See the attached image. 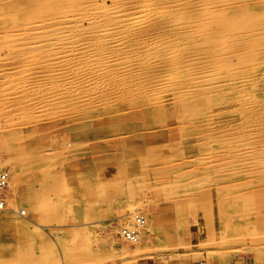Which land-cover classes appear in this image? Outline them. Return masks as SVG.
<instances>
[{
	"label": "rangeland",
	"instance_id": "374dc122",
	"mask_svg": "<svg viewBox=\"0 0 264 264\" xmlns=\"http://www.w3.org/2000/svg\"><path fill=\"white\" fill-rule=\"evenodd\" d=\"M152 1L0 0V264H264V0Z\"/></svg>",
	"mask_w": 264,
	"mask_h": 264
},
{
	"label": "bare ground",
	"instance_id": "6f19581e",
	"mask_svg": "<svg viewBox=\"0 0 264 264\" xmlns=\"http://www.w3.org/2000/svg\"><path fill=\"white\" fill-rule=\"evenodd\" d=\"M11 1H12V0H11ZM139 1H140V0H139ZM151 1H152V0H151ZM183 1H184V0H183ZM185 1H186V0H185ZM191 1H192V0H191ZM74 2H75V1H74ZM124 2H126V1H124ZM143 2H144V1H143ZM152 2H153V1H152ZM27 3H28V2H27ZM121 3H122V2H121ZM121 3H120V4H121ZM85 4H86V3H85ZM122 4H123V3H122ZM1 5H2V3H1ZM22 5L24 6V4H22ZM25 5H26V4H25ZM83 5H84V4H82V6H83ZM148 5H149V4H148ZM180 5H181V4H180ZM180 5H178V6L180 7ZM183 5H184V4H183ZM7 6L13 7V6H11V5H7ZM96 6H97V5H96ZM96 6H95V7H96ZM150 6H151V5H150ZM14 7H15V10H16V6H14ZM18 7H19V6L17 5V8H18ZM20 7H21V6H20ZM108 7H109V6H108ZM122 7H123V6H122ZM143 7H144V6H143ZM149 8H150V7H149ZM6 9H7V8H6ZM8 9H9V8H8ZM10 9H11V8H10ZM24 9H25V8H24ZM203 9H204V8H203ZM15 10H14V12H16ZM20 10H21V9H20ZM88 10H89V8H86L85 10H84V8H82V9H79L78 11H79V15H81V16L87 18V19L90 21V24H91V25L97 27L98 24L102 23V21H105V20H103V18H101V16H102V15L104 16V14H106V6H103V7H102V6L96 7L95 10H92L91 12H87ZM195 10H196V9H195ZM175 11H176V10H175ZM113 12H114V11H113ZM116 12H118V13H122L123 10H122V9H116V10H115V13H116ZM143 12H144V11H143ZM9 13H12V11L9 12ZM12 14H13V13H12ZM12 14H11V15H12ZM21 14H22V11H21ZM108 14H109V13H108ZM135 14H137V13H135ZM16 15H17V14H16ZM110 15H111V13H110ZM124 16H130V15H124ZM23 17H24V16H23ZM122 17H123V16H122ZM81 18H82V17H81ZM133 19H134V18H133ZM130 20H131V19H130ZM50 21H51V20H50ZM125 21H126V20H125ZM29 22H30V21H29ZM42 22H43V21H42ZM44 22H46V20H44ZM56 22H57V21H56ZM75 22H76V21H75ZM122 22H123V21H122ZM38 23H39V22H38ZM46 23H47V22H46ZM57 23H58V22H57ZM77 23H78V22H77ZM131 23H132V22H131ZM26 24L28 25V22H27V23H24V25H26ZM31 24H32V23H31ZM33 24H34V23H33ZM47 24H48V23H47ZM115 24H116V23H115ZM122 24H123V23H122ZM129 24H130V23H129ZM129 24H128V25H129ZM213 24H214V23H213ZM60 25H61V24H60ZM60 25H59V26H60ZM77 25H78V24H77ZM77 25H76V26H77ZM135 25H136V24H135ZM214 25H216V24H214ZM80 26H81V24H80ZM112 26H113V25H112ZM122 26H123V25H122ZM136 26H138V25H136ZM212 26H213V25H212ZM18 27H20V26H18ZM27 27H28V26H27ZM32 27H33V26H32ZM32 27H31V29H32ZM48 27H49V26H48ZM55 27H56V26H55ZM120 27H121V26H120ZM120 27L118 26V28H120ZM134 27H135V26H134ZM192 27H193V26H192ZM5 28H6V27H5ZM41 28H42V27H41ZM112 28H114V27H112ZM118 28H117V29H118ZM187 28H188V27H187ZM21 29H22V30H21ZM21 29H20L21 31L24 30V29H23V25H22V28H21ZM34 29H35V28H34ZM34 29H33V30H34ZM38 29H39V28H37V30H38ZM43 29H44V28H43ZM49 29H50V28H49ZM29 30H30V29H29ZM41 30H42V29H41ZM53 30H54V29H53ZM55 30H56V29H55ZM72 30H74V29H72ZM75 30H76V29H75ZM135 30H136V29H135ZM17 31H18V29H17ZM24 31H25V30H24ZM27 31H28V29H27ZM45 31H46V30H45ZM78 31H79V30H78ZM95 31H97V30L95 29ZM103 31H104V30H103ZM130 31H131V30H130ZM11 32H12V31H11ZM14 32H15V31H14ZM66 32H67V31H66ZM66 32H63V33H66ZM70 32H72V31H70ZM73 32H74V31H73ZM80 32H81V30H80ZM88 32H89V31H88ZM88 32H87V33H88ZM110 32H111V31H110ZM7 33H9V31H8ZM7 33H6V34H7ZM16 33L18 34V32H16ZM19 33H20V32H19ZM25 33H27V32H25ZM46 33H47V32H46ZM49 33H50V32H49ZM57 33H60V32H57ZM92 33H93V32H92ZM101 33H102V32H101ZM120 33H121V32H120ZM0 34H1V33H0ZM3 34H5V33H3ZM43 34H45V33H43ZM82 34H83V33H82ZM99 34H100V33H99ZM13 35H14V34H13ZM19 35H20V34H19ZM23 35H24V34H23ZM102 35H103V34H102ZM117 35H118V34H117ZM160 35H161V34H160ZM167 35H168V34H166V36H167ZM9 36H10V35H9ZM16 36H17V35H16ZM43 36H45V35H43ZM57 36H59V34H58ZM77 36H78V35H77ZM77 36H76V37H77ZM97 36H98V35H97ZM4 37H5V35H4ZM14 37H15V36H14ZM105 37H107V36H105ZM114 37H115V36H114ZM71 38H72V37H71ZM71 38H70V39H71ZM74 38H75V37H74ZM89 38H90V37H89ZM89 38H88V39H89ZM115 38H116V37H115ZM11 39H12V38H11ZM46 39H47V38H45V40H46ZM51 39H52V38H51ZM52 40H53V39H52ZM96 40H97V39H96ZM100 40H101V39H100ZM105 40H106V39H105ZM109 40H110V39H109ZM46 41H47V40H46ZM49 41H50V40H49ZM55 41H56V40H55ZM84 41H85V40H84ZM86 41H87V40H86ZM94 41H95V40H94ZM160 41H161V40H160ZM40 42H41V41H40ZM42 42H44V41L42 40ZM82 42H83V41H82ZM116 42L119 44L120 39L118 38V39L116 40ZM147 42H148V41H147ZM154 42H155V41H154ZM36 43H37V42H36ZM38 43H39V42H38ZM61 43H62V42H61ZM84 43H85V42H84ZM86 43H88V42H86ZM92 43H93V41H92ZM92 43H91V44H92ZM94 43H96V42H94ZM161 43H162V42H161ZM25 44H26V43H25ZM59 44H60V43H59ZM67 44H68V43H67ZM91 44H90V45H91ZM101 44H102V43H101ZM107 44H109V43H107ZM123 44H124V43H123ZM144 44H145V43H144ZM164 44H165V43H164ZM169 44H170V43H169ZM21 45H23V44H21ZM48 45H50V44H48ZM54 45H56V44H54ZM60 45H61V44H60ZM64 45H65V44H64ZM83 45H84V44H83ZM88 45H89V43H88ZM98 45H99V44H98ZM102 45H103V44H102ZM110 45H111V44H110ZM112 45H113V43H112ZM116 45H117V44H116ZM160 45H161V44H160ZM179 45H180V44H179ZM17 46H18V45H17ZM19 46H20V45H19ZM23 46H24V45H23ZM42 46H43V45H42ZM45 46H46V45H45ZM45 46H44V47H45ZM50 46L52 47V45H50ZM93 46H94V45H93ZM114 46H115V45H114ZM146 46H147V45H146ZM15 47H16V46H15ZM55 47H56V46H55ZM68 47H69V46H68ZM72 47H73V46H72ZM89 47H90V46H89ZM89 47H88V48H89ZM108 47H109V46H108ZM141 47H142V46H141ZM148 47H149V46H148ZM46 48H47V47H45V49H46ZM57 48H58V47H57ZM66 48H67V47H66ZM106 48H107V47H106ZM110 48H111V47H110ZM114 48H116V47H114ZM120 48H121V47H120ZM120 48H119V50H121ZM126 48H127V47H126ZM144 48H145V47H144ZM14 49H15V48H14ZM19 49H22V48H19ZM43 49H44V48H43ZM47 49H49V48H47ZM47 49H46V50H47ZM75 49H78V47H76ZM75 49H74V50H75ZM83 49H85V48H83ZM89 49H90V48H89ZM107 49H108V48H107ZM111 49H112V48H111ZM130 49H132V47H131ZM137 49H138V48H137ZM139 49H140V48H139ZM161 49H162V48H161ZM161 49H160V50H161ZM16 50H18V49H16ZM23 50H24V48H23ZM25 50H26V49H25ZM50 50H51V49H50ZM57 50H59V49H57ZM91 50H92V49H91ZM94 50H95V49H94ZM98 50H99V49H98ZM119 50H118V51H119ZM160 50H158V51H160ZM177 50H178V49H177ZM53 51H54V50H53ZM75 51H76V50H75ZM114 51H115V50H114ZM136 51H137V50H136ZM139 51H140V50H139ZM20 52H21V50H20ZM20 52H19V51L16 52L17 55H18V53H20ZM25 52H26V51H25ZM27 52H28V51H27ZM48 52H49V51H48ZM69 52H70V51H69ZM115 52H116V51H115ZM130 52H131V51H130ZM141 52H142V51H141ZM143 52H144V51H143ZM161 52H162V51H161ZM16 53H15V54H16ZM46 53H47V52H46ZM80 53H81V52H80ZM83 53H84V52H83ZM154 53H155V52H154ZM22 54H24V53H22ZM31 54H32V53H31ZM61 54H63V52H62ZM65 54H66V53H65ZM17 55H16V56H17ZM24 55H25V54H24ZM28 55H29V54H28ZM14 56H15V55H14ZM25 56H26V55H25ZM30 56H31V55H30ZM159 56H160V55H159ZM21 57H22V56H21ZM26 57H27V56H26ZM74 57H75V56H74ZM81 57H82V56H81ZM127 57H128V56H127ZM160 57H161V56H160ZM173 57H174V56H173ZM13 58H14V60H16V59H15L16 57H13ZM29 58H30V57H28V59H29ZM38 58H39V57H38ZM60 58H61V57H60ZM63 58H64V57H63ZM175 58H176V57H175ZM18 59H19V58H18ZM18 59H17V60H18ZM26 59H27V58H26ZM26 59H25V60H26ZM28 59H27V62H28ZM67 59H68V58H67ZM67 59H66V60H67ZM72 59H73V58H72ZM74 59H75V58H74ZM91 59H92V58H91ZM152 59H154V58H152ZM160 59H161V58H160ZM14 60H13V61H14ZM19 60H20V59H19ZM19 60H18V61H19ZM31 60H32V59H31ZM35 60H37V59L35 58ZM41 60H42V59H41ZM69 60H70V59H69ZM81 60H82V59H81ZM84 60H85V59H84ZM88 60H89V59H88ZM92 60H93V59H92ZM118 60H119V59H118ZM141 60H143V59H141ZM76 61H77V60H76ZM86 61H87V60H86ZM172 61H173V60H172ZM19 62H20V61H19ZM62 62H63V61H62ZM65 62H66V61H65ZM69 62H70V61H69ZM84 62H85V61H84ZM88 62H89V61H88ZM153 62H154V61H153ZM153 62H151V63H153ZM17 63H18V62H17ZM57 63H58V62H57ZM59 63H61V62H59ZM71 63H74V62H71ZM85 63H86V62H85ZM89 63H90V62H89ZM142 63H144V62H142ZM37 64H39V63H37ZM40 64H41V63H40ZM44 64H45V63H44ZM48 64H50V63L48 62ZM63 64H64V63H63ZM63 64H61V67H63V66H62ZM69 64H70V63H69ZM82 64H84V63H82ZM95 64H96V63H95ZM105 64H106V63H105ZM105 64H104V65H105ZM149 64H150V63H149ZM149 64H148V65H149ZM24 65H25V64H24ZM27 65H28V64H27ZM75 65H76V64H75ZM77 65H78V64H77ZM101 65H102V64H101ZM104 65H103V66H104ZM114 65H116V64H114ZM146 65H147V64H146ZM146 65H145V67H146ZM40 66H41V65H40ZM58 66H60V65H58ZM97 66L100 67V65H97ZM116 66H117V65H116ZM143 66H144V65H143ZM179 66H180V65H178V67H179ZM181 66H183V65H181ZM181 66H180V67H181ZM44 67H45V66H44ZM44 67H42V68H44ZM54 67H55V66H54ZM56 67H57V66H56ZM84 67H85V66H84ZM90 67H91V66H90ZM90 67H88V68H90ZM94 67H95V66H94ZM99 67H98V68H99ZM136 67H137V66H136ZM140 67H141V66H140ZM185 67H186V65H185ZM73 68H74V67H73ZM82 68H83V67H82ZM91 68H92V67H91ZM95 68H96V67H95ZM138 68H139V67H138ZM174 68H175V67H174ZM67 69H68V68H67ZM85 69H86V68H85ZM96 69H97V68H96ZM104 69H105V68H104ZM143 69H144V67H143ZM145 69H146V68H145ZM182 69H183V67H182ZM182 69H181V70H182ZM69 70H70V69H69ZM76 70H77V69H76ZM100 70H101V69H100ZM139 70H140V69H139ZM177 70H178V69H177ZM183 70H184V69H183ZM190 70H191V69H190ZM67 71H68V70H67ZM80 71H81V70H80ZM120 71H121V70H120ZM137 71H138V70H137ZM148 71H149V68H148ZM148 71H147V72H148ZM173 71H174V69H173ZM187 71H188V70H187ZM85 72H86V71H85ZM85 72H84V73H85ZM87 72H88V71H87ZM94 72H95V71H94ZM103 72H104V71H103ZM139 72H141V71H139ZM145 72H146V71H144V73H145ZM192 72H193V71H192ZM62 73H64V71H63V72H60V74H62ZM65 73H66V72H65ZM67 73H68V72H67ZM71 73H72V72H71ZM74 73H76V72H74ZM74 73H72V74H74ZM89 73H90V72H89ZM89 73H88V74H89ZM96 73H97V72H96ZM101 73H102V72H101ZM115 73H116V71H115L113 74L115 75ZM117 73H118V72H117ZM126 73H127V72H126ZM126 73H125V74H126ZM142 73H143V72H142ZM72 74H71V76H72ZM80 74H81V73H80ZM82 74H83V73H82ZM102 74H103V73H102ZM105 74H106V72H105ZM185 74H186V72H185ZM53 75H54V74H53ZM69 75H70V74H69ZM103 75H104V74H103ZM139 75H140V74H139ZM188 75H189V74H188ZM191 75H193V74H191ZM45 76H46V75H45ZM77 76H78V75H77ZM80 76H81V75H80ZM105 76H106V75H105ZM131 76H133V75H131ZM134 76L136 77L137 75H134ZM42 77H44V75H43ZM47 77H48V76H47ZM54 77H57V78H58V77H60V76H54ZM73 77H75V76H73ZM73 77H71V78H73ZM82 77H83V76H81V78H82ZM129 77H130V76H129ZM135 77H134V78H135ZM184 77H185V76H184ZM57 78H56V79H57ZM85 78H86V77H85ZM101 78H103V77H101ZM101 78H100V79H101ZM108 78H109V77H108ZM111 78H112V77H111ZM114 78H115V77H114ZM126 78H128V77H126ZM137 78H138V77H137ZM42 79H43V78H42ZM42 79H41V80H42ZM61 79H62V78H61ZM61 79H60V80H61ZM63 79H64V78H63ZM74 79H75V78H74ZM78 79H79V78H78ZM43 80H45V79H43ZM52 80H53V79H52ZM52 80H51V81H52ZM57 80H58V79H57ZM79 80L81 81V79H79ZM82 80H83V79H82ZM90 80H91V79H90ZM95 80H96V79H95ZM101 80H102V79H101ZM110 80H111V79H110ZM133 80H134V79H133ZM133 80H132V81H133ZM225 80H226V79H224V81H225ZM47 81H48V80H47ZM55 81H56V80H55ZM111 81H112V80H111ZM114 81H115V80H114ZM118 81H119V80H118ZM136 81H137V80H136ZM145 81H146V79H145ZM222 81H223V80H222ZM227 81H228V80H227ZM230 81H231V80H230ZM48 82H49V81H48ZM52 82H53V81H52ZM56 82H57V81H56ZM56 82H55V83H56ZM61 82H62V81H61ZM77 82H78V80H77ZM93 82H94V81H93ZM101 82H102V81H101ZM101 82H100V83H101ZM141 82H142V81H141ZM152 82H154V81H152ZM58 83H59V82H58ZM82 83H83V82H82ZM96 83H98V82H96ZM100 83H99V84H100ZM130 83H131V81H130ZM139 83H140V82H139ZM142 83H143V82H142ZM145 83H147V82H145ZM183 83H184V82H183ZM186 83H190V82H186ZM101 84H102V83H101ZM114 84H115V83H114ZM120 84H121V83H120ZM134 84H136V83H134ZM193 84H194V83H193ZM231 84H232V82H231ZM57 85H58V84H57ZM59 85H60V84H59ZM102 85H103V84H102ZM112 85H113V84H112ZM145 85H146V84H144L143 86H145ZM148 85H149V84H148ZM120 86H121V85H120ZM122 87H123V86H122ZM137 87H138V86H137ZM137 87H136V88H137ZM159 87H160V86H159ZM189 87H190V85H189ZM120 88H121V87H120ZM120 88L118 87L117 90H118V89L120 90ZM136 88H134V89H136ZM142 88H143V87H142ZM151 88H152V87H151ZM221 88H222V87H221ZM125 89H126V87H125ZM134 89L132 88V90H134ZM149 89H150V88H149ZM161 89H162V88H161ZM173 89H174V88H173ZM54 90H55V89H54ZM54 90H53V91H54ZM56 90H57V89H56ZM122 90H123V88L121 89V91H122ZM147 90H148V89H147ZM156 90H157V89H156ZM158 90H159V89H158ZM167 90H168V89H167ZM167 90H166V91H167ZM174 90H175V89H174ZM49 91H50V90H49ZM60 91H61V90H60ZM121 91H119V92L121 93ZM141 91L144 92V90H141ZM43 92H45V91L43 90ZM57 92H59V91H57ZM143 92H142V93H143ZM148 92H149V91H148ZM155 92H156V91H155ZM159 92H160V91H159ZM162 92H163V91H162ZM167 92H168V91H167ZM174 92L177 93L178 91H177V92L174 91ZM174 92H173V93H174ZM206 92L208 93V91H206ZM52 93H53V92H52ZM142 93H141V94H142ZM149 93H150V92H149ZM209 93H210V92H209ZM41 94H42V92H41ZM47 94H48V93H47ZM50 94H51V93H50ZM53 94H55V93H53ZM53 94H51V95H53ZM134 94H135V93H134ZM139 94H140V93H139ZM154 94H155V93H154ZM48 95H49V94H48ZM51 95H49V96H51ZM55 95H56V94H55ZM137 95H138V94H137ZM155 95H156V94H155ZM40 96H41V95H40ZM49 96H47V98H49ZM148 96H149V95H148ZM151 96L154 97V99H156V98H155L156 96H154L153 94H152ZM151 96H150V97H151ZM173 96H174V95H173ZM51 97H52V96H51ZM130 97H131V96H130ZM174 97H175V96H174ZM31 98H32V97H31ZM37 98H38V97H37ZM44 98H45V97H44ZM146 98H147V97H146ZM172 98H173V97H172ZM35 99H36V98H35ZM54 99H55V98H54ZM175 99H176V98H175ZM175 99H173V100H175ZM39 100H40V99H39ZM39 100H38V101H39ZM51 100H52V99H51ZM151 100H152V98H151ZM173 100H172V101H173ZM176 100H177V99H176ZM41 101H42V99H41ZM48 101H49V104H50V100H48ZM48 101H47V103H45V105L48 104ZM172 101H171V102H172ZM166 102H167V101H166ZM166 102H165V103H166ZM173 102H174V101H173ZM35 103H36V102H35ZM174 103H177V102H174ZM174 103H173V104H174ZM43 104H44V103H43ZM166 104H167V103H166ZM166 104H164V105H166ZM39 105H40V104H38V107H39ZM174 105H175V104H174ZM35 106H36V104H35ZM170 106H171V105H170ZM36 107H37V106H36ZM38 107H37V108H38ZM42 108H43V107H42ZM162 108H163V106H161V109H162ZM161 109H157V111H158V110L161 111ZM165 109H166V108H165ZM165 109H164V110H165ZM167 109H168V108H167ZM160 111L157 113V115H159V113L162 114V113L164 112V111H163V112H160ZM159 116H160V115H159ZM159 118H161V117H159ZM164 118H165V117H164ZM157 119H158V118H157ZM19 138H20V137H19ZM8 139H9V138H8ZM17 139H18V137H17ZM19 140H20V139H19ZM19 140H18V143H19ZM9 141H10V140H9ZM5 142H6V141H4V144H3V143H2V144L5 145L4 150L9 154V161H8V164H10L11 169H12V171L14 172V177L12 176V178L14 179V184H15V185H14V190H15V192L18 194V187H17V184L19 183V181H21V178H22V174H21V173H22V169H21V167L18 165V163L21 162V161H20L21 159H20L19 156H18V155L21 154V153L19 152L21 146L19 147L18 144H16V143H12V142H9L8 144H7V143L5 144ZM2 148H3V146H2ZM1 153H3V152H1ZM1 153H0V154H1ZM7 156H8V155H7ZM7 160H8V159H7ZM4 161H5V160H4ZM5 162H6V161H5ZM2 164H3V163H2ZM2 166H3V165H2ZM3 167H4V166H3ZM5 167H6V166H5ZM5 167H4V168H5ZM8 170L11 171L10 169H8ZM9 171H8V172H9ZM10 180H11V179H10V173H9V185H8L9 188L11 187ZM11 181H12V180H11ZM11 183H12V182H11ZM12 185H13V183H12ZM15 192H14V193H15ZM15 196H16V195H15ZM6 199H8V198H6ZM6 202H7V201H6ZM6 207H8V206H6ZM3 208H4V207H3ZM3 208H2V209H3ZM0 209H1V208H0ZM6 209H7V208H6ZM4 210H5V209H4ZM7 210H8V209H7ZM21 211H22V210H21ZM24 211H25V210H24ZM24 211H23V212H24ZM19 212H20V211H19ZM136 213H140V212H135V211L133 210L132 216H133V220H134V222H133V223H129V224H127V228H128V227H131V226H134V223H135V221H136V220H135V214H136ZM141 215H142V214H141ZM17 216H18V215H17ZM124 222H125V221H124ZM122 226L124 227V225H122ZM145 226H146V223H145V225H144L140 230L143 231V229H144V231H145V229H146ZM125 227H126V226H125ZM125 227H124V228H125ZM121 230H123V229H121ZM147 230H148V229H147ZM142 233H143V232H142ZM119 235H120V234H119ZM121 238H122V237H121ZM140 238H141V232H140L139 240H138L136 243H132V245H133V244H138V242L141 241ZM124 240H125V239H124ZM142 241H143V240H142ZM141 243H142V242H141ZM138 245H139V244H138ZM138 245H137V248L139 247ZM140 245H143V243L140 244ZM137 248H136V249H137ZM130 252H131V250H130Z\"/></svg>",
	"mask_w": 264,
	"mask_h": 264
},
{
	"label": "built area",
	"instance_id": "2783aa9c",
	"mask_svg": "<svg viewBox=\"0 0 264 264\" xmlns=\"http://www.w3.org/2000/svg\"><path fill=\"white\" fill-rule=\"evenodd\" d=\"M9 185V172L6 168L0 165V208L6 205L5 191ZM135 225L126 227L122 231L123 237L129 243H136L139 240L140 229L145 225L146 219L140 213L135 214Z\"/></svg>",
	"mask_w": 264,
	"mask_h": 264
},
{
	"label": "crops",
	"instance_id": "0c3cea01",
	"mask_svg": "<svg viewBox=\"0 0 264 264\" xmlns=\"http://www.w3.org/2000/svg\"><path fill=\"white\" fill-rule=\"evenodd\" d=\"M141 264H143V263H141ZM153 264H158V263L156 262ZM179 264H187V263H179ZM198 264H200V263H198ZM202 264H221V263L219 262V259H216V257H213V260H209L207 263H202Z\"/></svg>",
	"mask_w": 264,
	"mask_h": 264
}]
</instances>
